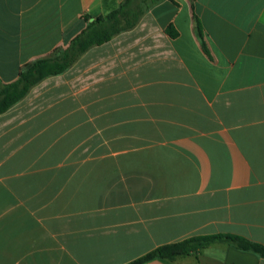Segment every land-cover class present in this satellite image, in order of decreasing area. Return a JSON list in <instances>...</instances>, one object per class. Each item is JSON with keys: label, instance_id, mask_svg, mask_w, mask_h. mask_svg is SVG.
<instances>
[{"label": "crops", "instance_id": "obj_1", "mask_svg": "<svg viewBox=\"0 0 264 264\" xmlns=\"http://www.w3.org/2000/svg\"><path fill=\"white\" fill-rule=\"evenodd\" d=\"M125 1L0 0V82ZM219 234L264 245V0H159L0 114V264H128ZM148 264L264 258L217 243Z\"/></svg>", "mask_w": 264, "mask_h": 264}, {"label": "trees", "instance_id": "obj_2", "mask_svg": "<svg viewBox=\"0 0 264 264\" xmlns=\"http://www.w3.org/2000/svg\"><path fill=\"white\" fill-rule=\"evenodd\" d=\"M140 0H126L118 9L109 15L97 17L89 22L87 29L76 37L66 49H58L52 55L26 64L20 71L19 79L11 84L0 82V114L7 112L18 104L30 90L44 79L61 75L71 68L77 60L90 48L110 41L116 35L133 29L150 9L159 0H150L145 8L136 12L137 2ZM144 3L146 1L144 0ZM134 13H137L136 17ZM92 18L89 17L88 20ZM122 18H131L124 27L118 28ZM196 27L202 38L203 29L200 20L196 17ZM170 35H175L169 29ZM228 244L242 251H250L264 258V245L250 241L237 235L219 234L210 236H197L181 242L158 247L150 253L128 263L148 264L150 262L176 261L179 258L197 255L203 249L214 244Z\"/></svg>", "mask_w": 264, "mask_h": 264}, {"label": "rangeland", "instance_id": "obj_3", "mask_svg": "<svg viewBox=\"0 0 264 264\" xmlns=\"http://www.w3.org/2000/svg\"><path fill=\"white\" fill-rule=\"evenodd\" d=\"M146 3H144V0H140L139 2H137V6L139 9L136 8V12L139 13V10L141 8H145L146 7V4L150 3V0H145ZM137 13H134V16L136 17ZM132 19L130 18H122L121 21H120V24L117 25L118 28L120 27H124L128 21H131Z\"/></svg>", "mask_w": 264, "mask_h": 264}]
</instances>
